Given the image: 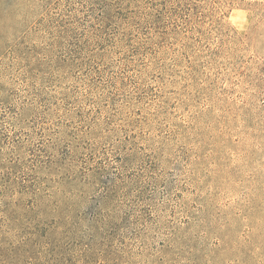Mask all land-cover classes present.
Masks as SVG:
<instances>
[{
	"label": "rangeland",
	"instance_id": "1",
	"mask_svg": "<svg viewBox=\"0 0 264 264\" xmlns=\"http://www.w3.org/2000/svg\"><path fill=\"white\" fill-rule=\"evenodd\" d=\"M0 264H264V0H0Z\"/></svg>",
	"mask_w": 264,
	"mask_h": 264
}]
</instances>
